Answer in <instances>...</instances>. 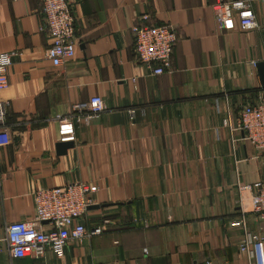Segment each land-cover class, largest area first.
Masks as SVG:
<instances>
[{
	"label": "crops",
	"instance_id": "obj_1",
	"mask_svg": "<svg viewBox=\"0 0 264 264\" xmlns=\"http://www.w3.org/2000/svg\"><path fill=\"white\" fill-rule=\"evenodd\" d=\"M72 1L76 55L55 67L43 1L0 0V55L17 54L0 91V264H253L242 219L253 235L262 223L243 188L264 181V156L240 118L264 98V0L248 32L218 27L217 0ZM136 24L176 29L170 74L138 62ZM94 96L105 112L59 155L57 118ZM77 182L98 186L85 225L103 234L71 241L63 259L13 257L8 226L34 220L35 192Z\"/></svg>",
	"mask_w": 264,
	"mask_h": 264
},
{
	"label": "built area",
	"instance_id": "obj_2",
	"mask_svg": "<svg viewBox=\"0 0 264 264\" xmlns=\"http://www.w3.org/2000/svg\"><path fill=\"white\" fill-rule=\"evenodd\" d=\"M42 1L45 29L52 37L48 59L55 67L61 66L73 59L77 51L73 1ZM213 11L221 30L232 31L239 27L248 32L259 28L252 0H217ZM148 20L149 16L142 17V21ZM131 30L135 38L138 62L151 69L153 75L170 74L173 70L172 54L177 41L176 29L171 25L136 24ZM16 55H0V91L9 87L8 72ZM254 66H257L256 62ZM8 109V103L0 102V147L10 145V134L6 128ZM105 109V102L100 96H94L87 102L74 103L70 116L57 118L58 142H75L76 125H90ZM240 123L245 139L264 156V98L245 107ZM243 189L255 190L252 214L262 223V233L253 235L248 232L245 220L242 219L247 237L240 245V251L248 253L253 264H264V181ZM97 193L98 186L84 182L35 192L34 220L14 222L8 226L4 242L11 255L19 259H42L46 250L50 249L58 258L63 259L71 241L102 235L104 230L101 226L90 231L85 225L88 212L96 204Z\"/></svg>",
	"mask_w": 264,
	"mask_h": 264
},
{
	"label": "water",
	"instance_id": "obj_3",
	"mask_svg": "<svg viewBox=\"0 0 264 264\" xmlns=\"http://www.w3.org/2000/svg\"><path fill=\"white\" fill-rule=\"evenodd\" d=\"M257 68H258L259 74L261 76L262 86L264 87V63L258 64ZM72 147H73V144H71V143H59L57 146L58 154L64 155ZM92 208H94V206L91 207V209Z\"/></svg>",
	"mask_w": 264,
	"mask_h": 264
}]
</instances>
